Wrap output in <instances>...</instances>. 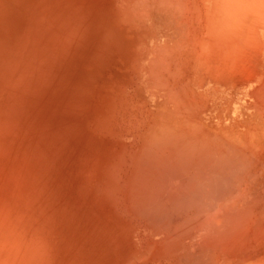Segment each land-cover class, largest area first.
<instances>
[{"label":"bare ground","instance_id":"obj_1","mask_svg":"<svg viewBox=\"0 0 264 264\" xmlns=\"http://www.w3.org/2000/svg\"><path fill=\"white\" fill-rule=\"evenodd\" d=\"M122 2L135 87L92 92L68 140L36 133L32 183L69 264H264V0ZM16 228L0 264L25 238L35 264L39 238Z\"/></svg>","mask_w":264,"mask_h":264},{"label":"rangeland","instance_id":"obj_2","mask_svg":"<svg viewBox=\"0 0 264 264\" xmlns=\"http://www.w3.org/2000/svg\"><path fill=\"white\" fill-rule=\"evenodd\" d=\"M122 3L0 0V234L9 237L11 253L18 249L16 226L37 235L41 258L35 264H47V259L49 264H69L74 259L67 232L47 221L44 210L53 202L43 185L32 183L34 156L40 162L43 151V137L36 133L47 129L50 140L54 135L68 140L73 119L67 114H80L92 92L135 87L127 71L129 29L120 17ZM47 120L49 124H42ZM17 212L26 219L18 223ZM20 250L23 256L16 264H33L35 247L27 238Z\"/></svg>","mask_w":264,"mask_h":264}]
</instances>
